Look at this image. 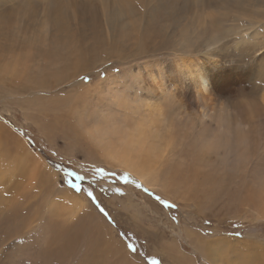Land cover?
<instances>
[{"label": "rangeland", "instance_id": "374dc122", "mask_svg": "<svg viewBox=\"0 0 264 264\" xmlns=\"http://www.w3.org/2000/svg\"><path fill=\"white\" fill-rule=\"evenodd\" d=\"M191 1L0 0V32L12 39L7 41L12 47L5 50L0 48L1 54L5 52L12 60L15 57L22 63L34 64L36 52L33 45L29 41L26 42L23 37L13 38L11 32L14 25H20V29H23L24 32L43 30L42 33H47L48 31L45 29L49 28L50 32L52 31V34L49 33L50 36L57 37L61 44L62 42L67 43V50L64 54L71 58L70 69H67L69 72H65L62 77L46 74L48 79L45 77V79L39 80L43 84L46 83V88L41 94L38 95L31 90L30 85L21 83L19 86L18 82L11 85L6 84V94L0 90V125L7 129V133L0 131V136L18 162L27 160L26 165H35L37 168L46 170L49 181L44 183L42 193L46 189L47 194H50L49 191L53 194L61 188L69 189L74 194L84 197L97 209L106 224L104 229L97 228L100 230L99 233L95 232L98 241H101L98 246L99 252L96 254L93 250L98 264H127L129 259H131L130 262L135 259L136 264L139 261H143L142 264H152L153 259L158 260L160 264H192L193 261L196 264H212L208 260L212 256H216V264H242V257L246 256L250 261L258 262L261 256L264 247V179L253 180L250 171L239 172L229 177L221 175L225 170H219V163L209 160L208 154L201 149V144L194 143L193 139L199 134L197 130L190 131L182 142V147L179 145L170 157L172 166L182 165V175L189 179V183L194 181L195 185L198 184L199 191L197 192L189 190L188 186L180 180L178 183L182 190L180 193L173 191L170 195L174 201L166 199L160 192L146 185H143V188H137L132 184L125 185L122 182L101 181L98 185L93 186V191L99 205L108 212L109 216L106 217L84 191L77 193L69 187V181L81 183L85 188L88 184L87 180L84 182L75 181L74 177L67 175L68 171L80 172L86 177L92 175L94 167H105L115 170L117 173L123 171L114 168L112 164L102 158L96 157L97 155L92 152L87 140L73 131L66 110V106L71 104L73 94L84 89L86 85H93L105 78L116 76L135 62L141 64L148 61L166 67L171 60H176L180 54L182 55L178 51L180 46L177 43V34L180 27L184 28V19H178L176 16L177 2L187 4ZM219 5V0H217L215 4L206 8L191 6L185 14L193 15V18L192 21L185 24L189 26L190 33L206 30L208 37L215 34L227 37V41L222 45L223 51L219 56L227 64L242 66L247 56L254 55L241 49L235 51L231 34L237 30L239 23L232 15L225 14ZM134 10L140 11L141 15L134 16L132 12ZM254 11L256 12L255 16L263 20L264 2L260 1ZM112 15H115L116 18ZM105 16H108V19H117V21H113L115 23H112L114 24L112 32L114 34L116 32L117 37L107 38L104 33L105 37L101 41L98 42L97 39L92 41L91 34L92 36L93 33L96 34L95 31L99 33L97 30L99 28L105 30ZM213 16L217 17L216 21ZM248 16L252 17L250 14ZM96 20L100 25L98 24L95 30L96 26L93 24H97ZM138 20H142L140 29L136 27ZM137 30L138 33L140 32L141 38L131 39L137 35ZM118 33L126 34L129 39L123 35L120 36L121 39L118 37ZM115 38L119 40V43L113 40ZM3 39L5 40L6 37L3 36ZM120 45L125 46L122 62H120L123 65L119 62L114 63L115 60L112 61L110 68L105 64L102 65L101 52L121 49ZM53 51L56 54H51L50 59L66 61L62 52H58V48H54ZM139 51L143 53L141 60H138L140 58ZM85 77L87 79H83ZM248 82V88L236 86L235 93L220 98L215 122L221 126L232 124L233 127L229 129L235 139H238L242 131L248 130L249 136L253 138L252 144L259 148L258 152L255 150L256 153L262 156V160H256V164L264 167V110L259 111L257 108L260 107L257 104L264 91V81L259 83V79L249 78ZM243 96L244 98H242ZM105 98L106 96L102 95L98 101H103ZM121 101H124V98ZM252 101L257 112L251 118H244L243 114L251 112ZM191 109L186 104L183 107L179 104L173 115L177 121L176 126L180 125L179 119H182V113L184 116H189ZM93 115L90 113L89 116L92 121H94ZM191 124L189 123V125ZM186 129V127H182L181 134L185 133ZM207 131L211 136L217 135V131L213 129L207 128ZM254 149H256L255 146ZM4 159L0 148V161H4ZM28 161L31 163L28 164ZM253 164L255 163L250 162L248 166L251 167ZM210 174H218V182L214 184L212 191H209L205 184H196L194 178L201 179ZM131 177L135 179L132 175ZM101 186L106 190L101 191ZM129 186L133 187L132 194L125 191ZM116 187L121 188L124 195L113 192L112 189ZM130 195L132 202L138 207L128 205ZM157 196L174 203L176 207H165L156 199ZM40 204L41 202L37 205ZM185 229L196 233L203 240L204 243L198 251H194L186 240L187 230ZM106 238L108 241L124 243L126 251L129 250L125 252L127 259L122 258L116 261L117 259L111 252L105 249ZM98 241L94 239V243ZM129 244L136 248V252L129 249ZM81 247L77 251L81 252V256H84L85 250L82 251ZM202 250L206 252L207 259L202 257ZM232 252L233 255H236L233 256ZM69 261L76 264L72 257H69ZM80 261L86 264L82 259Z\"/></svg>", "mask_w": 264, "mask_h": 264}, {"label": "bare ground", "instance_id": "6f19581e", "mask_svg": "<svg viewBox=\"0 0 264 264\" xmlns=\"http://www.w3.org/2000/svg\"><path fill=\"white\" fill-rule=\"evenodd\" d=\"M260 1L264 2V0H219V8L225 14L232 15L239 23L237 30L231 34L235 51L241 49L254 55L247 56L242 66L227 64L219 56L223 51L222 45L227 41V37L217 34L208 37L206 30L190 33L189 26L185 24L192 21L193 15L185 14L191 6L206 8L215 4L217 0H192L187 4L177 2L176 16L178 19H184V28L180 27L177 34V43L180 46L178 51L182 55L180 54L174 61L171 60L166 67L148 61L141 64L135 62L114 77L105 78L93 85L83 84L86 85L85 88L76 91L72 96L71 104L66 106L73 131L82 136L83 125H100V132L91 140L86 139L92 152L97 155L96 157L102 158L116 169L128 171L137 181L139 180L143 185L160 192L166 199L174 200L170 196L173 191L180 193L182 190L178 183L180 180L188 186L189 190L196 192L199 191L197 183L205 184L206 188L212 191L214 184L218 182V174H210L201 179L194 178L197 185L194 184V181L189 183V179L182 175V165L172 166L170 163V157L174 150L178 149L179 145L182 147V142L187 138L188 133L194 130L199 132L193 139L194 143H200L201 149L208 154V159L217 161L219 170H225L221 175L229 177L233 176L232 174L250 171L253 180L264 179V167L256 164V160H262V156L256 153L259 148L252 144L253 138L249 136L250 132L242 131L238 139H235L229 129L233 127L232 124L221 126L215 122L220 98L235 93L236 86L248 88L249 78L259 79V83L264 81V19L261 20L255 16L256 12L254 11ZM93 11L96 13L94 9ZM132 12L134 16L141 15L138 10ZM249 14L252 17H249ZM106 18L104 19L105 30L97 29V25H100L99 21L96 20L97 24H93L99 33L95 31L96 34L93 33V36L91 34L92 41L96 39L98 42L101 41L105 37L104 33L107 38L117 37L116 32L115 34L112 32L114 26L112 23H115L113 21L116 17L114 20ZM213 19L216 21L217 17L213 16ZM140 21L142 25V20L136 22L137 29H140ZM116 27L118 28V26ZM20 28V25H14L11 35L14 39L23 37L26 42L29 41L36 52V58L34 64L30 62H24V64L15 57L12 60L5 52L0 53V90L6 94V84L11 85L18 82L19 86L21 83L30 85L31 90L39 95L46 88V83L43 84L39 80L45 79L46 74L62 77L65 72H69L67 69H70L71 58L64 54L67 50V43L62 42L61 44L57 37L50 36L49 33L52 31L50 32L49 28L45 29L48 31L47 33H42L43 30L24 32ZM53 35L55 36V34ZM121 35L129 39L126 34L118 33V37ZM3 36L6 37L5 40ZM139 36L140 32L138 33L137 30V35L131 39H140L141 36ZM11 40L10 37L0 32V48L2 50L12 47L7 42ZM113 40L119 43L117 38ZM120 46L121 49L101 52L102 65L105 64L110 68L113 60H115L114 63L119 62L123 65L120 62H122L125 46ZM54 48H58V52H62L66 61H54L49 58L51 54H56L53 51ZM139 54L138 60H141L143 53L139 51ZM165 93L173 94L177 99H174L167 123L162 127H154L150 117L146 116L140 119L138 109L134 105H129L126 111L121 113V105L129 98L156 99ZM102 95H105L106 98L103 101H98ZM122 98L124 101H121ZM179 104L182 107L185 104L190 106L192 111L190 110L191 115L189 116H184L182 113V119H179L180 125L176 126L177 121L173 115ZM251 104L253 105L250 107L251 112L243 114L244 118H251L252 115H255L257 108L259 111L264 110V91L257 104L260 107L256 108L253 101ZM90 113L94 114V121L89 118ZM117 114H119L118 117ZM126 117H130V119H126ZM122 119L124 120L120 121ZM189 123H192V126ZM182 127L187 128L183 134H181ZM207 128L217 131V135L211 136ZM0 131L7 133V129L2 125H0ZM114 140H119L133 149L140 150L144 149L145 144L148 143L152 158L135 159L120 165L110 163L104 159L101 150L111 145ZM0 143L2 157L5 158L4 161H0V264H73L72 261L68 262L69 257H72L76 264H83L80 259L88 264L89 257V264H98L93 250L96 254L99 252L98 246L101 241H98L95 232L99 233V229H104L106 224L97 209L84 197L74 194L69 189H58L57 187L58 191L53 194L51 191H49L50 194H47V189L42 193L44 183L49 181L46 170L32 164V166L26 165L27 160L18 162L1 136ZM111 156L112 159H120L117 154H111ZM250 162L255 164L249 167L248 163ZM29 163L31 162L28 161ZM125 191L132 194L133 187L129 186ZM128 201L129 206L138 207L132 202L131 195L128 197ZM40 202L41 204L37 205ZM182 209L181 211H183ZM186 221L189 222V220ZM185 234L186 240L194 251H198L204 243L203 240L192 231L187 230ZM94 239L99 243H94ZM80 247L82 251L85 250L84 256H81V252L77 251ZM125 248L126 245L121 241H108V239L105 245V249L111 252L117 259L116 261L127 257L125 252L129 250L126 251ZM201 253L202 257L207 259L206 252L202 250ZM231 254L233 255V252ZM215 257L208 258L210 263L216 264ZM242 258V264H264V247L258 262L250 261L246 256ZM130 260L127 264H136L135 259H132V262ZM139 262L138 264L143 263V261ZM224 262L226 261L224 260ZM192 264H196V262L193 261Z\"/></svg>", "mask_w": 264, "mask_h": 264}, {"label": "clouds", "instance_id": "9594fccd", "mask_svg": "<svg viewBox=\"0 0 264 264\" xmlns=\"http://www.w3.org/2000/svg\"><path fill=\"white\" fill-rule=\"evenodd\" d=\"M174 99H177L173 94L165 93L159 98L150 99L146 97L129 98L121 105V113L125 112L129 105H134L138 109L139 118L150 117L153 120L154 127H162L167 123L168 114L173 105ZM119 114H117V117ZM130 119V117H126ZM101 126L98 124H90L81 129V134L85 139L91 140L90 131H99ZM149 144L146 143L144 149H133L119 140H114L111 145L101 150L104 159L110 163L120 165L125 162L134 161L139 155H147L149 153ZM111 154H117L120 159H112Z\"/></svg>", "mask_w": 264, "mask_h": 264}, {"label": "snow or ice", "instance_id": "6c2138e0", "mask_svg": "<svg viewBox=\"0 0 264 264\" xmlns=\"http://www.w3.org/2000/svg\"><path fill=\"white\" fill-rule=\"evenodd\" d=\"M83 79H87V78L85 77ZM85 126H86V124L83 125V127H85ZM98 133H99V131H90L89 136L92 139ZM120 158H123V157H120ZM151 158H152V153L149 152L147 155H139L136 159H151ZM67 175L74 177L75 181H78V182H84L85 180H87L88 186L86 188L82 187L81 183H74L71 181L68 182L69 187L71 189H74L75 192H77V193L84 191L86 193V195L89 198H91L92 202L95 203L97 205V207H99L100 212L103 213V215L106 217H108L109 214L103 207H101L99 205V201L96 199L94 191H93V186L98 185L101 181H112L114 183L115 182H122L125 185L132 184V185L136 186L137 188H143V184L140 183L139 181L133 179L131 177V174L128 171H122L120 173H117V171L110 170V169L105 168V167H94L92 169V175L90 177H86L85 175L81 174L80 172H76V171H68ZM100 190L105 191L106 189H104L101 186ZM112 190L119 193L120 195H124L122 189L119 187H116ZM145 191H147V189H145ZM156 199L159 200L165 207H169V208H175L176 207V205L174 203L163 200L159 196H157ZM174 219H175V217H174ZM128 247L132 252H136V248L133 245L129 244ZM152 264H160V262L156 259H153Z\"/></svg>", "mask_w": 264, "mask_h": 264}, {"label": "crops", "instance_id": "0c3cea01", "mask_svg": "<svg viewBox=\"0 0 264 264\" xmlns=\"http://www.w3.org/2000/svg\"><path fill=\"white\" fill-rule=\"evenodd\" d=\"M140 182V181H139ZM141 183V182H140Z\"/></svg>", "mask_w": 264, "mask_h": 264}]
</instances>
